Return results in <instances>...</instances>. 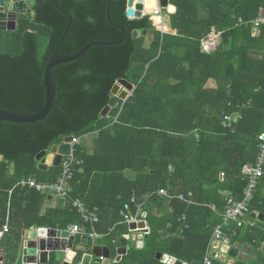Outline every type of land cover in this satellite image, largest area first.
Masks as SVG:
<instances>
[{
	"label": "trees",
	"instance_id": "1",
	"mask_svg": "<svg viewBox=\"0 0 264 264\" xmlns=\"http://www.w3.org/2000/svg\"><path fill=\"white\" fill-rule=\"evenodd\" d=\"M169 3L175 11L163 9L168 31H162L161 15L129 17L127 0H111L110 19L125 28L124 39L93 45L83 56L54 66L56 102L44 119L0 120V232L8 225L0 236L2 264L15 263L24 230L74 224L91 230L69 201L44 208L48 193L18 184L28 177L55 181L61 165L40 169L44 156H36L66 136L79 139L73 154L81 161L69 181L70 197L97 210L94 230L101 238L95 242L107 245L112 258L119 243L127 244L126 253L111 264H167L156 258L157 252L203 264L213 230L222 223L226 198L242 197L247 165L264 139V23L252 24L264 0ZM57 6L72 18L59 45L61 54L122 36L106 18L108 0L34 1L17 15L14 30H0V107L23 113L42 109L44 70L68 23ZM217 27L218 46L203 52L200 40ZM134 30L140 35L133 36ZM120 78L134 88L102 116ZM236 112L241 117L230 126L221 123L224 115ZM85 136L92 138L91 153ZM126 170L134 172L133 179ZM160 189L171 197L160 195ZM180 194L186 199H179ZM127 207L149 226L141 248L122 238ZM256 212L264 213V176L248 216ZM223 232L255 250L250 262L236 264H264V228L231 224ZM80 240L76 235L75 244ZM75 251L78 263L84 251ZM54 261L51 254L48 264Z\"/></svg>",
	"mask_w": 264,
	"mask_h": 264
},
{
	"label": "water",
	"instance_id": "2",
	"mask_svg": "<svg viewBox=\"0 0 264 264\" xmlns=\"http://www.w3.org/2000/svg\"><path fill=\"white\" fill-rule=\"evenodd\" d=\"M34 1L41 2V0H0V30H14L16 28V19L19 13H26L30 4ZM130 0H127V7ZM57 3V0H55ZM166 9L169 13H173L175 11V6L169 3L168 0H154L153 6L150 5L149 0H137L135 8L139 11H151L156 8L157 5ZM110 6L111 0H108V6L106 9V18L107 20L119 28L122 32V36L115 41H92L85 44L81 49H79L74 54H61L59 53V45L61 41L64 39L67 34L70 26V22L72 20L71 16L64 10L58 9L67 16L68 23L66 29L56 43L52 57L48 61L43 75V83L45 87V102L41 110L35 113H23V112H15L8 109H4L0 107V120L11 121L17 123H32L38 120H42L46 117V115L51 110L53 104L56 102L55 95L57 91V86L52 77V68L58 64L66 63L68 61L74 60L78 57H81L85 54L87 49L93 45H111L121 42L125 36V28L110 19ZM127 14V8H126ZM127 16H129L127 14ZM142 16V15H141ZM138 16V17H141ZM130 17V16H129ZM217 30H220L217 27ZM133 36L137 37L140 35L138 30L133 31ZM134 86L132 83L127 81L126 79H118L111 89V97L109 99L108 105L105 106L101 115L105 116L109 112V110L115 106L118 102V99L125 100L130 93L132 92ZM72 137L66 136L63 139L61 144H54L51 146L48 152L41 151L36 158L40 160L43 156L44 159H41L39 163L40 169H46L49 165H60L62 157L64 155L69 154L70 152V141ZM1 160V156H0ZM144 221L139 223L131 222L129 223V228L133 229L135 226H144ZM255 225L257 227L264 228V213L259 212ZM143 231H147L146 228ZM75 241V236L71 234L67 229L60 228H46V227H33L32 229H27L23 231L20 246L18 249L17 257L14 264H48L50 253H54V258L57 262H61V264H71L73 257L75 256V251L73 250ZM246 246V247H245ZM137 247H142V242H137ZM95 248L98 249V253H95ZM243 250L246 252H250L253 255L255 254V250L251 249L250 245H243ZM237 251V248H232L230 252ZM103 252V256L100 255V252ZM262 251L264 252V244L262 247ZM65 252V259L61 261L62 253ZM105 252V253H104ZM126 253V246H121L117 249V254L115 257V261H119ZM91 255L94 257V262L98 264H110L111 258L108 252V249L104 247L95 246L92 249ZM102 256V257H101ZM156 258L164 263H166L169 259V255L163 254L161 252L156 253ZM172 258V257H171ZM174 259V258H172ZM3 258L0 257V262L2 263ZM173 264H183L182 261L174 259Z\"/></svg>",
	"mask_w": 264,
	"mask_h": 264
},
{
	"label": "built area",
	"instance_id": "3",
	"mask_svg": "<svg viewBox=\"0 0 264 264\" xmlns=\"http://www.w3.org/2000/svg\"><path fill=\"white\" fill-rule=\"evenodd\" d=\"M150 13L154 15H161L162 10L160 8H155ZM238 22H242L241 18H238ZM264 23V7L262 8L261 13L252 21L254 25H260ZM220 40V31L217 29H212L206 36H204L200 40L201 50L205 53H209L216 49L219 44ZM241 117V114L236 112L230 115H224L221 123L224 126H230L233 122H235L238 118ZM79 139L72 137L70 141V152L67 155L62 157L60 162L61 171L57 179L53 182H37L35 179L28 177L22 178L18 184L21 187H29L39 190L41 192L48 193L54 198L59 199L62 203H69L77 209L80 213L81 218L84 222L90 224L91 230L88 233V237L96 238L98 233L94 230V224L98 221V214L96 209L88 208L83 200L80 197H70L71 188L69 186V181L73 177V173L75 171L76 165L81 164V161L75 159L73 154V145L78 144ZM264 139L258 145V151L256 154V158L253 162L247 165V181L246 185L243 189V194L240 199H236L232 196H228L226 198L225 209L222 214V223L217 225L212 233L209 249L203 259V264H214L215 260L220 261L219 264H224L220 260L219 252H224L223 247H236L239 245L237 242L232 241L228 235H225L223 230L225 227H229L231 224L235 225L236 227L243 226L246 222V217L249 214V204L252 200L254 190L257 186L259 178L264 176ZM160 195H165L167 197H171L167 193L166 190L160 189L158 191ZM188 196H191V193H188ZM179 199L185 200V196L183 194L178 195ZM191 202L190 200H188ZM124 221L129 223L135 222L136 224L144 221V226H135V228L130 229V232H138L139 237H143L149 232V226L144 219L137 217L136 215L133 216L130 213L123 212ZM253 224V223H251ZM146 228L147 231H143ZM8 230V225L4 224L2 231L0 232V236L3 232ZM67 230L71 234H76L80 231V226L77 224L70 225ZM129 238V235L127 236ZM174 259L169 257L167 264H173ZM183 264H187L183 262Z\"/></svg>",
	"mask_w": 264,
	"mask_h": 264
},
{
	"label": "crops",
	"instance_id": "4",
	"mask_svg": "<svg viewBox=\"0 0 264 264\" xmlns=\"http://www.w3.org/2000/svg\"><path fill=\"white\" fill-rule=\"evenodd\" d=\"M136 3H137V0H135L134 6L136 5ZM157 7L160 8L162 11L164 9V8L160 7L159 4L156 6V8ZM146 13H148V11L143 10V15L146 14ZM161 19H162V23L158 26V28L161 29L162 31H168L167 20L163 18L162 14H161ZM91 139H92L91 136H85L84 139H83V142H84V145H85L87 153H91L92 150H93V143H92ZM125 175L128 178L133 179L134 172L131 171V170H126L125 171ZM61 203H62V201H60L59 199L54 198L51 195H48L47 200L45 201V204H44L43 207L46 208V207H51V206H61ZM126 212L132 214L133 216L136 215V214L131 212L129 207L126 208ZM139 212L145 213V211H143V210L142 211L139 210ZM258 213L259 212H256L254 216L250 215V216L246 217L248 219H246V221H245L246 223L245 224H251V223L255 224V220H256V217H257ZM248 221H250V222H248ZM123 222H125V221L123 220ZM125 223L127 224V222H125ZM129 230H130V228H129V225L127 224V231L121 234L122 238L125 239L126 241H129L131 245H134L136 247H137V242H142V246H143L144 236L141 238V237L138 236V232H135V231L134 232H130ZM88 233H89V230H87L86 227L81 226L80 227V231L78 233H76V234H73L75 237H76V235H80L81 236V240H80L79 244H75V241H74L73 250L74 251L75 250L84 251V255H83L81 261L78 262V263H74V257H75L74 256L71 264H90L91 260H93V258H94L93 257L94 255L92 256L91 253H92L93 247H95V246L102 247V249L104 247H106L108 249V252H109V255H110V258H111V262L115 261L116 255H115L114 258L111 257V252H110V249H109V247L107 245L95 242L97 238H101V234L98 233V236L96 238H90V237H88ZM128 235H129V238L127 237ZM231 240H232V238H231ZM232 241H234V240H232ZM235 242H237L239 244L237 246V251L233 250V252H230V250H232L233 247L225 246V247H223L224 252H219V254H220L219 256H220L221 262H224V264H236V262L238 260H245L246 262H250L252 260V258H253V254L250 253V252H246L245 250L242 249L243 245H250V244L247 243V242H240L238 240H235ZM87 246H88L89 249H88V251H85ZM121 246H126V251H127V244L122 242V243H119V245L117 246L116 254H117V249L119 247H121ZM234 248H236V247H234ZM251 249H253L252 246H251ZM75 253H76V251H75ZM100 253H101L100 255L103 256V254H102L103 252L101 251ZM51 254L54 255V253L53 252L50 253L49 261H50ZM247 256L251 259L250 261H248L249 260L248 258H245ZM64 259H65V252L62 253L61 261H64ZM111 262H110V264H111ZM0 264H2V263L0 262ZM53 264H61V262H57L55 260L53 262Z\"/></svg>",
	"mask_w": 264,
	"mask_h": 264
},
{
	"label": "bare ground",
	"instance_id": "5",
	"mask_svg": "<svg viewBox=\"0 0 264 264\" xmlns=\"http://www.w3.org/2000/svg\"><path fill=\"white\" fill-rule=\"evenodd\" d=\"M149 1H150V5L153 6L154 0H149ZM134 3H135V0L129 1L128 7H127V14L129 16H140L143 13V11L137 10L134 6ZM98 249L99 248H95V253H98Z\"/></svg>",
	"mask_w": 264,
	"mask_h": 264
},
{
	"label": "rangeland",
	"instance_id": "6",
	"mask_svg": "<svg viewBox=\"0 0 264 264\" xmlns=\"http://www.w3.org/2000/svg\"><path fill=\"white\" fill-rule=\"evenodd\" d=\"M149 40H150V35H148V36L146 37V43H147ZM247 217H248V216H247ZM246 219H248V218H246ZM248 222H250V221H248ZM245 258H248V259H249L248 261L251 260L248 256L245 257Z\"/></svg>",
	"mask_w": 264,
	"mask_h": 264
}]
</instances>
